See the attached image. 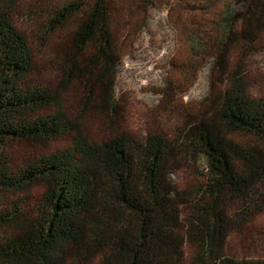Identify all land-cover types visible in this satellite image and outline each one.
Segmentation results:
<instances>
[{
	"label": "trees",
	"instance_id": "16d2710c",
	"mask_svg": "<svg viewBox=\"0 0 264 264\" xmlns=\"http://www.w3.org/2000/svg\"><path fill=\"white\" fill-rule=\"evenodd\" d=\"M16 1L0 0V264H186V245L192 264H264L224 252L235 214L238 224L264 215V97L227 77L233 52L264 34V0H177L210 17L192 24L190 48L215 45L227 85L214 98L213 85L209 108L173 138L120 133L101 143L65 111L58 89L32 83ZM47 1L35 13L44 20L38 43L50 49L58 87L82 88L113 112L124 16L170 1ZM60 140L61 150L12 167L10 146ZM185 157L204 173L180 191L171 176Z\"/></svg>",
	"mask_w": 264,
	"mask_h": 264
},
{
	"label": "rangeland",
	"instance_id": "374dc122",
	"mask_svg": "<svg viewBox=\"0 0 264 264\" xmlns=\"http://www.w3.org/2000/svg\"><path fill=\"white\" fill-rule=\"evenodd\" d=\"M169 1V4L151 7L146 13L130 18L124 16L123 22L129 24V30L119 45L121 62L113 112L105 109L99 97L87 98L82 88L58 87L56 75L46 66L50 49L38 43L44 20L35 13L42 11L48 1L17 0L10 8L14 24L27 37L34 55L32 83L58 89L65 111L82 126L91 142L101 143L120 133L137 138L160 133L173 138L178 130L209 108L213 92L214 98L215 92L227 85L218 66L214 65L218 56L216 46L208 43L204 51L197 52L190 48L192 24L202 27L210 17L193 7L187 10L182 4L177 6V0ZM231 60L227 77H231L230 74L239 77L242 89L253 98L264 97V34L257 43L233 52ZM235 139L245 140L242 135H236ZM65 145L64 140L47 145L16 144L9 147L8 155L12 167L18 169ZM202 172L201 160L185 157L171 177L180 191H187L202 180ZM235 215L224 252L233 258L264 260V215L239 224ZM193 256L194 249L186 245V264H192Z\"/></svg>",
	"mask_w": 264,
	"mask_h": 264
}]
</instances>
